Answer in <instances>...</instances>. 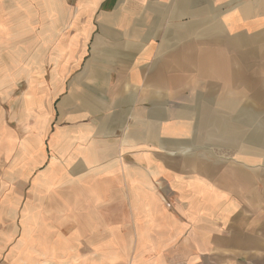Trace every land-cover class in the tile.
<instances>
[{
  "label": "crops",
  "instance_id": "crops-1",
  "mask_svg": "<svg viewBox=\"0 0 264 264\" xmlns=\"http://www.w3.org/2000/svg\"><path fill=\"white\" fill-rule=\"evenodd\" d=\"M43 2L57 20L60 0ZM63 15L74 29L54 33L24 107L43 116L35 188L83 213L51 221L68 248L264 264V0H72Z\"/></svg>",
  "mask_w": 264,
  "mask_h": 264
},
{
  "label": "rangeland",
  "instance_id": "rangeland-1",
  "mask_svg": "<svg viewBox=\"0 0 264 264\" xmlns=\"http://www.w3.org/2000/svg\"><path fill=\"white\" fill-rule=\"evenodd\" d=\"M43 1L0 0V264H131L126 252L118 259L82 261L84 245L71 244L69 249L66 243V232L72 229L53 227L51 221L61 226L83 213L72 211L66 195L35 188L44 163H34L29 152L43 131V116L35 112L34 104L25 108L24 102L34 76L50 68L55 34L66 40L74 29L70 17L63 15L72 0H60L54 21L50 5ZM91 246L86 244L85 249Z\"/></svg>",
  "mask_w": 264,
  "mask_h": 264
}]
</instances>
